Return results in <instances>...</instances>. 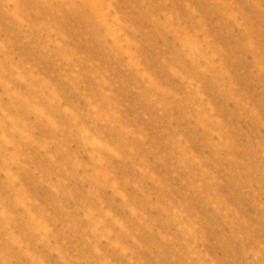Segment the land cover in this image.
Segmentation results:
<instances>
[{
  "label": "clouds",
  "instance_id": "1",
  "mask_svg": "<svg viewBox=\"0 0 264 264\" xmlns=\"http://www.w3.org/2000/svg\"><path fill=\"white\" fill-rule=\"evenodd\" d=\"M0 264H264V0H0Z\"/></svg>",
  "mask_w": 264,
  "mask_h": 264
}]
</instances>
